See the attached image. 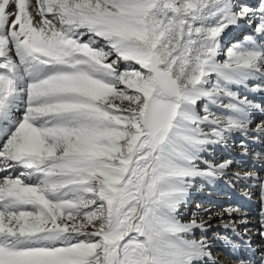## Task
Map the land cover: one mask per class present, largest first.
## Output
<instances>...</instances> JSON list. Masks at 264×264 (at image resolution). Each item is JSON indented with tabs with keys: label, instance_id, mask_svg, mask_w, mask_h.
<instances>
[{
	"label": "snow or ice",
	"instance_id": "snow-or-ice-1",
	"mask_svg": "<svg viewBox=\"0 0 264 264\" xmlns=\"http://www.w3.org/2000/svg\"><path fill=\"white\" fill-rule=\"evenodd\" d=\"M234 89L264 93V0H0V264H200L179 210L234 163L204 155L264 140Z\"/></svg>",
	"mask_w": 264,
	"mask_h": 264
},
{
	"label": "bare ground",
	"instance_id": "bare-ground-1",
	"mask_svg": "<svg viewBox=\"0 0 264 264\" xmlns=\"http://www.w3.org/2000/svg\"><path fill=\"white\" fill-rule=\"evenodd\" d=\"M244 28H246V27L244 26ZM238 91H239V89H238ZM247 92H249V90ZM242 94L245 95L244 92H242ZM250 97H254L258 101L264 100V95L259 93V92L251 93ZM252 116H253V122L255 121V124H254V126L250 125L251 128L254 129L257 124L264 122V113L262 111L255 110V111H253ZM232 137H233V139H229V140H232L233 143L238 144V146L240 145L241 139H245V137H243L240 133H234V135ZM247 140L249 141L248 154L247 155H241L240 154L242 152V149L240 147L235 148V149H228V147L223 143L215 146L214 148L219 149L220 152H222V154H223L222 155L223 156L222 161L231 159L233 162H235V160L241 159L246 166L253 168L251 170V172H249V173H256V171H255L256 169L260 170V169L264 168V164H263L264 159L256 158V157L255 158L250 157L249 155L252 152L258 153L257 150L259 149V146L261 145V140L260 141H254L252 136L247 137ZM211 151H212V149H210L209 153H206L204 155V157H207V158L209 157L212 159L213 162L219 163V160L216 159V157L218 155L215 156V152H214V154L210 156ZM245 157H248V158L245 159ZM233 164H235V163H233ZM228 174H229V171L227 169L226 174L223 177H221L215 181H211V182H202L199 180L196 181L195 186L190 189V195H189L187 203L184 206H182L181 209L179 210V218L182 222H188V221L192 220L193 218H195L198 223L204 224V228L203 229H195L193 232V235L195 234L196 236L197 235L202 236L199 238L200 239L205 238L207 242L213 238V237L211 239L209 238L211 236V230H218V229L221 230V227L217 223H214V224L212 223V224H210V227H209V225L206 226L207 225L206 223L209 222L210 220L219 221V220H222L223 217L228 216L226 214L225 210H220L219 212H216L215 210L212 209V208H216V206H220L221 203L222 204L225 202L227 203V196L226 197H224L222 195L217 196L216 192H218V191H224L225 192L227 190H230V188H228V186L224 189L226 184L223 182L226 179V177L229 176ZM239 174L242 177L246 173L243 172L242 174L241 173H239ZM0 175H4V173H0ZM258 176L260 177V175H258ZM245 181L246 180H244V182ZM253 181H256V180H253ZM252 188H254V189H252ZM260 190L261 189H260L259 183L257 182L254 184V182H253L250 184V188L247 190V192L250 193V191H252L253 192L252 195H256V193ZM206 192L207 193L215 192V194H216L215 200L214 199L210 200V198H208V197H207V200H202V198L204 197L203 195ZM246 194L247 193H245V194L240 193L239 194V193L233 192V195L230 196L231 197L230 202L238 203V205L240 207L244 206L246 209L252 211L253 210L252 206L255 203H257L255 201L256 198L255 197L250 198ZM194 198H198V199H196L194 202H192L191 200ZM242 198H244L245 202L242 200ZM247 199L249 200L248 202H247ZM257 201H262V200H261V198H259ZM216 202H219V203L213 204ZM206 205H209V209H207L208 206H206ZM210 209H212V210H210ZM205 210H207V211H205ZM194 213H195V217L193 216ZM239 214L241 215L242 212L241 213H239V212L235 213L232 216H228V217H234L235 215H239ZM260 215H261V213H260ZM247 221L249 222V220H247ZM258 226H261V225H258ZM227 230H228V231H226L227 235L229 234L231 237H233L234 240L240 241V238L237 237L236 232H233L232 229H227ZM262 239H264V237H262ZM224 244H227L225 240H224ZM224 244H223V242L221 243V242L217 241V245L219 247H224ZM227 246L229 248L233 246L235 256L237 254H241V252H240L241 250L236 252V249L234 248V246H237V245H231V243H230V244H227ZM261 249H264V247L263 246H257L255 249H253V247L251 246V248L248 247L246 249L245 252H247V253H245V254L247 255V257H251V258H254L255 260H257V259H259L258 254L261 251ZM253 250H255V251H253Z\"/></svg>",
	"mask_w": 264,
	"mask_h": 264
},
{
	"label": "rangeland",
	"instance_id": "rangeland-1",
	"mask_svg": "<svg viewBox=\"0 0 264 264\" xmlns=\"http://www.w3.org/2000/svg\"><path fill=\"white\" fill-rule=\"evenodd\" d=\"M252 2H256V0H253ZM244 26L246 28H244ZM236 29H238V30H236ZM235 30H236V32H235ZM252 31H253L252 27H249L246 24H242L239 28L231 29L230 32H229V36H232V37L231 38H227V40H223L225 48L230 46L231 43H233L234 41L242 39L244 35L252 33ZM232 32H235L236 34L232 33ZM235 35H236V37H235ZM257 82H259V81H257ZM251 87H252V85H249V88H251ZM234 90H238V89H234ZM239 91L244 92L245 95H248L249 99H255L254 97H250L251 93L247 92L248 91L247 89H239ZM261 94L264 95V93H261ZM255 100L257 102H260L257 99H255ZM200 110H201V113H202V105H201V109ZM214 111L216 112V115H220V112L218 110H214ZM262 112L264 113V111H262ZM254 124H255V121L253 122V124H251V126H254ZM204 130L208 131L209 129L206 127ZM233 135L228 137L226 143H223V144H225L228 147V149H235V148H239L240 147V146H238V144H234L232 140H229V139H233V137H232ZM257 151H258V153L260 155H257L258 153L252 152V153H250L249 156L250 157H254V158L256 157V158L264 159V140H261V145L259 146V149ZM214 152H215V156L218 155L216 157V159H218L219 162H221L222 159H223L222 152H220L219 149L212 148V151L210 152V156L213 155ZM246 158H248V157H245V159ZM203 159L212 161V159L209 158V157L208 158L207 157H203ZM234 163L235 164H232V166L230 168H228V171H229L228 175L229 176H227L226 179L223 182L225 184H227L228 186H230L232 188V190H236V191H234L235 193H239V194L240 193H244V194L247 193L246 195L249 196L250 198H254L255 197L256 198L255 201L257 203H255L252 206L253 210L250 211V210L246 209L244 206L240 207L238 205V203L230 202L231 201L230 200L231 197L228 194L230 192L232 193L231 190H227L226 191L227 194L225 192L223 193V191L216 192L217 195H219V196L220 195H222L224 197L227 196V203L226 202L223 203V204L221 203L220 206H216V208H212L213 210H215L216 212H219L220 210H225V209L231 207V208H238L239 209V213L242 212V214L241 215L240 214L239 215H235L234 217L225 216V217L222 218V220H219V221L210 220L209 222H207L206 226L209 225V227H210V224L217 223L221 227V230L220 229L211 230V236L209 238L211 239L212 237L213 238L214 237H219V239L223 238L222 239L223 241L225 239H229L230 241H232L231 245H235L233 243H237V242L235 240H233L232 239L233 237L231 238L229 234H228L229 236H227V232H226V231H228L227 229H232V227L234 226L235 229H236V233L238 232L239 234H241V241H243L244 243H247L248 246L250 245V246H255V247H257V246H263L264 247V239H262V236L260 235V232L264 231V229H262L261 226H258V225H261V221L260 220L262 219V217L260 215V213L262 211L261 208L263 207L262 206V201H257L259 198H261V190L258 191L256 193V195H252L253 194L252 191H250V193L247 192V190L250 188V184L251 183H253V182H254V184L257 183V182L259 183V181L258 180H256V181L246 180L244 182V180L238 179L236 177V175H234L235 173H241V174L243 172L249 173V172H251V170L253 168L246 166L241 159L235 160ZM263 164H264V160H263ZM200 167H204V165L201 163ZM19 171L20 170L15 171L14 174H12V175L13 176L18 175ZM255 171H256L257 175H260L261 178H264V170L256 169ZM2 176L3 175H0V177H2ZM227 185H225L224 189L227 187ZM252 189H254V188H252ZM215 195H216L215 192L210 193L209 195L207 194V196H209L210 198L212 196H215ZM203 196L204 197L202 198V200H207V196L205 194ZM196 199H198V198H194L191 201L194 202ZM242 200L244 201V198H242ZM248 201L249 200L247 199V202ZM218 203L219 202H216V203H213V204H218ZM206 206H208L207 209H209V205H206ZM212 209H210V210H212ZM242 220H249V222L247 224H243V223H241ZM224 225H229V227H224ZM246 229H247V234L245 235V230ZM199 237H202V236H198V235L196 236L195 234L194 235L192 234L189 238H194L196 240H199L200 239ZM218 241L221 242L220 240H218ZM249 241H250V243H248ZM238 245L240 246V242H239ZM261 250H264V249H261ZM259 254H260V252H259Z\"/></svg>",
	"mask_w": 264,
	"mask_h": 264
}]
</instances>
